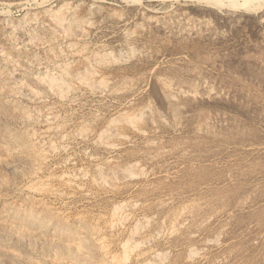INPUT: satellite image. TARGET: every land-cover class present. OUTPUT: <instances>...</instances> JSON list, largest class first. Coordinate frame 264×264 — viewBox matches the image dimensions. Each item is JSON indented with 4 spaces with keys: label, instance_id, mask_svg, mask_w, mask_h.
I'll use <instances>...</instances> for the list:
<instances>
[{
    "label": "rangeland",
    "instance_id": "obj_1",
    "mask_svg": "<svg viewBox=\"0 0 264 264\" xmlns=\"http://www.w3.org/2000/svg\"><path fill=\"white\" fill-rule=\"evenodd\" d=\"M0 2V57L14 46L15 75L23 68L45 78L33 100L8 93L16 86L4 85L11 68L0 58V264H264V5L246 12L202 0ZM71 12L80 24L60 26ZM87 60V84L58 91L45 83L57 67ZM9 159L15 171L5 170Z\"/></svg>",
    "mask_w": 264,
    "mask_h": 264
},
{
    "label": "bare ground",
    "instance_id": "obj_2",
    "mask_svg": "<svg viewBox=\"0 0 264 264\" xmlns=\"http://www.w3.org/2000/svg\"><path fill=\"white\" fill-rule=\"evenodd\" d=\"M62 1H63V0H62ZM127 1H128V0H127ZM202 1H205L207 4L213 5L214 7L216 6L217 9H218V8L220 9V8L225 7V8H231V9H241V10L246 11V12H255V11L259 10V9L264 5V0H202ZM4 2H5V1H4ZM4 2H3V3H4ZM41 2H42V1H41ZM41 2H40V3H41ZM76 2H77V1H76ZM101 2H102V1H101ZM129 2H130V3H139L140 0H129ZM0 3H1V2H0ZM42 3H43V2H42ZM112 3H113V2H112ZM140 3H141V2H140ZM158 3H159V2H158ZM6 4H8V3H6ZM43 4H44V3H43ZM125 4H126V3H125ZM169 4H170V3H169ZM4 5H5V4H4ZM48 5H49V4H48ZM66 5H67V3H66ZM66 5H65V6H66ZM95 5H96V4H95ZM89 6H90V5H89ZM137 6H138V5H137ZM142 6H144V5H142ZM149 6H150V5H149ZM60 7H61V6H60ZM67 7H68V6H67ZM94 7H95V6H93V8H94ZM144 7H145V6H144ZM145 8H147V7H145ZM50 9H51V8H50ZM67 9H68V8H67ZM69 9H70V8H69ZM90 9H91V8H90ZM96 9H97V7H96ZM150 9H151V8H150ZM153 9H154V8H153ZM219 9H218V10H219ZM43 10H44V9H43ZM48 10H49V8H48ZM75 10H76V9H75ZM115 10H116V9H115ZM154 10H156V9H154ZM161 10H162V8H161ZM4 11H5V10H4ZM6 11H7V10H6ZM57 11H58V10H57ZM61 11H62V10H61ZM119 11H120V10H119ZM7 12H8V11H7ZM27 12H28V11H27ZM33 12H34V11H33ZM36 12H37V11H36ZM40 12H41V11H40ZM53 12H54V11H53ZM69 12H70V11H69ZM74 12H75V11H74ZM140 12H141V10H140ZM145 12H146V11H145ZM228 12H229V11H228ZM233 12H234V11H233ZM44 13H45V12H44ZM46 13H47V12H46ZM61 13H63V11H62ZM71 13H72V12H71ZM112 13H113V11H112ZM141 13H142V12H141ZM151 13H152V12H151ZM157 13H158V12H157ZM162 13H163V12H162ZM164 13H165V12H164ZM69 14H70V13H69ZM38 15H39V14H38ZM61 15H62V14H61ZM51 16H52V15H51ZM64 16H65V15H64ZM74 16H75V15H74L73 13L70 14V15H68V17H67V15H66L65 18H62V19L59 18V19H57V23H58L60 26H63V21H66V22H68V23H69V22H70V23H71V22H75V23L77 22V23H79V21L77 20L78 18L76 19ZM90 16H91V15H90ZM101 16H102V15H101ZM188 16H189V15H188ZM59 17H60V16H59ZM78 17H79V16H78ZM80 17L82 18V16H80ZM88 17H89V16H88ZM180 17H181V16H180ZM8 18H9V17H8ZM53 18H54V17H53ZM171 18H172V17H171ZM182 18H183V17H182ZM40 19H41V18H40ZM43 19H44V18H43ZM48 19H49V18H48ZM55 19H56V18H55ZM142 19H143V18H142ZM174 19H175V18H174ZM180 19H181V18H180ZM93 20H94V19H93ZM155 20H156V19H155ZM27 21H28V20H27ZM88 21L90 22L91 20H88ZM5 22H6V21H5ZM55 22H56V21H55ZM66 22H65V23H66ZM86 22H87V21H86ZM155 22H156V21H155ZM7 23H8V22H7ZM23 23H24V22H23ZM47 23H48V22H47ZM51 23H52V21H51ZM18 24H19V23H18ZM79 24H80V23H79ZM168 24H169V23H168ZM20 25H21V24H20ZM54 25H55V24H54ZM54 25H53V26H54ZM56 25H57V24H56ZM56 25H55V26H56ZM65 25H67V24H65ZM70 25H72V24H70ZM85 25H87V23H86ZM132 25H133V24H132ZM136 25H137V24H136ZM138 25H139V24H138ZM164 25H165V24H164ZM1 26H2V25H1ZM38 26H39V25H38ZM60 26H58L59 29H60ZM68 26H69V25H68ZM68 26H67V27H68ZM76 26H77V25H76ZM82 26H83V25H82ZM25 27H26V26H25ZM25 27H24V28H25ZM50 27H51V26H50ZM63 27H64V26H63ZM39 28H40V27H39ZM58 28H57V30H59ZM69 28H70V27H69ZM71 28H74V27L72 26ZM82 28H84V27H82ZM141 28H142V27H141ZM52 29H53V28H52ZM66 29L68 30V28H66ZM84 29H85V28H84ZM84 29H83V30H84ZM39 30H41V29H39ZM46 30H47V28H46ZM50 30H51V29H50ZM57 30H56V31H57ZM63 30H64V29H63ZM74 30H76V32H77L78 29H74ZM74 30L71 29L72 32H74ZM94 30H95V29H94ZM198 30H199V29H198ZM12 31H13V30H12ZM17 31H18V30H17ZM52 31H53V30H52ZM56 31H55V32H56ZM61 31H62V30H61ZM61 31H57V32H59V33L61 34ZM180 31H181V30H180ZM21 32H22V31H21ZM69 32H70V30H69ZM69 32L67 31V34H68ZM78 32H79V33H76V34H78L79 36H82V35L84 34V33L82 34L81 31H78ZM83 32H84V31H83ZM86 32H87V30H86ZM127 32H128V31H127ZM24 33H25V32H24ZM24 33H23V34H24ZM62 33H64V32H62ZM74 33H75V32H74ZM133 33H134V32H133ZM51 34H52V33H51ZM69 34H70V33H69ZM69 34H68V36H69ZM86 34H87V33H86ZM128 34H129V33H128ZM131 34H132V33H131ZM25 35H26V33H25ZM27 35H28V34H27ZM33 35H34V34H33ZM63 35H64V34H63ZM72 35H73V34L71 33L70 36H72ZM84 35H85V34H84ZM2 36H3V35H2ZM7 36H8V35H7ZM11 36H12V35H11ZM36 36H37V35H36ZM70 36H69V37H70ZM74 36H76V35H74ZM108 36H109V35H108ZM188 36H189V35H188ZM27 37H28V36H27ZM53 37L58 38L57 35H56V36L53 35ZM61 37H63V36H61ZM61 37H60V38H61ZM77 37H78V36H77ZM206 37H207V36H206ZM9 38H10V37H9ZM34 38H35V36H34ZM82 38H83V37H82ZM32 39H33V38H32ZM41 39H42V38H41ZM58 39H59V38H58ZM69 39H70V38H69ZM27 40H28V39H27ZM34 40H36V39H34ZM52 40H53V39H52ZM73 40H74V39H73ZM80 40H81V39H80ZM84 40H85V39H84ZM84 40H83V41H84ZM7 41H8V40H7ZM16 41H17V40H16ZM19 41H20V40H19ZM36 41H37V40H36ZM42 41H43V40H42ZM75 41H77V40H75ZM204 41H205V40H204ZM28 42H29V41H28ZM30 42H31V41H30ZM34 42H35V41H34ZM47 42H48V41H47ZM70 42H71V41H70ZM138 42H139V41H138ZM20 43H21V42H20ZM79 43H80V42H79ZM94 43H95V42H94ZM97 43H98V42H97ZM152 43H153V42H152ZM6 44H7V43H6ZM23 44H24V43H23ZM25 44H26V43H25ZM37 44H39V42H38ZM51 44H52V43H51ZM56 44H57V43H56ZM67 44H70V43H67ZM170 44H171V43H170ZM8 45H9V44H8ZM17 45H19V44H17ZM70 45H71V44H70ZM76 45H77V44H76ZM92 45H93V44H92ZM3 46H4V45H3ZM22 46H23V45H22ZM36 46H37V45H36ZM74 46H75V45H74ZM84 46H85V45H84ZM7 47H8V46H7ZM13 47H14V46H13ZM13 47H12V52H11V51L4 52V53L1 54V57H0V58L2 59L4 65L6 66V69L9 68V67H10V68H11V67L14 68V67L17 65L16 63L18 62V59L20 58V57L18 58V56L20 55V54L18 55V50H17L16 48H13ZM15 47H16V46H15ZM5 48H6V47H5ZM8 48H9V47H8ZM49 48H50V47H49ZM66 48H67V47H66ZM71 48H72V47H71ZM92 48H93V47H92ZM128 48H129V47H128ZM141 48H142V47H141ZM164 48H165V47H164ZM19 49H20V48H19ZM54 49H55V48H54ZM60 49H61V48H60ZM68 49H69V48H68ZM95 49H96V48H95ZM162 49H163V48H162ZM174 49H175V48H174ZM217 49H219V48H217ZM262 49H263V48H262ZM62 50H63V49H62ZM72 50H73V49H72ZM72 50H71V51H72ZM92 50H93V49H92ZM102 50H103V49H102ZM49 51H51V49H50ZM53 51H54V52L56 51L55 53L57 54V50H53ZM63 51H64V50H63ZM74 51H75V50H74ZM88 51H89V50H88ZM105 51H106V50H105ZM108 51H109V50H108ZM146 51H147V50H146ZM21 52H22V51H21ZM24 52H25V51H24ZM58 52H59V51H58ZM60 52H62V51L60 50ZM60 52H59V54H58L59 57H58V55H57L58 58L61 57V56H60ZM66 52H67V49H66ZM69 52H70V50H69ZM78 52H79V51H78ZM93 52H94V50H93ZM106 52H107V51H106ZM39 53H40V52H39ZM48 53H49V52H48ZM72 53H73V51H72ZM72 53H71V54H72ZM82 53H83V52H82ZM84 53H85V52H84ZM86 53H88V52H86ZM101 53H104V52H101ZM111 53H112V52H111ZM111 53H110V54H111ZM143 53H144V52H143ZM143 53H142L141 55H143ZM21 54H22V53H21ZM31 54H32V53H31ZM56 54H55V55H56ZM62 54H63V53H62ZM62 54H61V55H62ZM64 54H65V52H64ZM68 54H69V53H68ZM73 54H74V53H73ZM75 54H76V52H75ZM89 54H90V52H89ZM94 54H95V53H94ZM94 54H93V56H94ZM110 54H109V55H110ZM121 54H122V53H121ZM121 54H120V55H121ZM124 54H125V53H124ZM126 54H127V53H126ZM149 54H150V53H149ZM201 54H202V53H201ZM23 55H25V54H23ZM26 55H27V53H26ZM50 55H53V54H50ZM55 55H53V56H55ZM78 55H79V54H78ZM84 55H85V54H84ZM102 55H104V54H102ZM34 56H35V55H34ZM40 56H41V55H40ZM89 56H90V55H89ZM91 56H92V55H91ZM93 56H92V57H93ZM97 56H98V55H97ZM105 56H106V55H105ZM107 56H108V55H107ZM22 57H23V56H22ZM26 57H27V56H26ZM45 57H46V56H45ZM47 57H49V56H47ZM51 57H52V56H51ZM67 57H70V55L67 56ZM74 57H75V56H74ZM74 57H73V58H74ZM77 57H78V56H77ZM80 57H82V56H80ZM85 57H86V56H85ZM92 57H91V58H92ZM98 57H99V56H98ZM102 57H103V56H102ZM113 57H114V56H113ZM207 57H208V56H207ZM33 58H34V57H33ZM62 58H63V57H62ZM83 58H84V57H83ZM86 58H88V57H86ZM93 58H96V56H94ZM123 58H124V57H123ZM29 59H30V58H29ZM42 59H43V58H42ZM52 59H53V57H52ZM64 59H65V56H64ZM81 59H82V58H81ZM109 59H110V58H109ZM117 59H118V58H117ZM195 59H196V58H195ZM21 60H22V59H21ZM25 60H26V59H25ZM34 60H35V59H34ZM69 60H71V59L69 58ZM72 60H73V59H72ZM76 60H78V59H76ZM84 60H85V59H84ZM100 60H102V59H100ZM100 60H99V61H100ZM113 60H114V59H113ZM32 61H33V60H32ZM47 61H48V60H47ZM56 61H57V60H56ZM62 61H63V60H62ZM79 61H80V60H79ZM81 61H82V60H81ZM90 61H91V60H90ZM90 61L87 60V62H88V63H86L87 65L83 64V66H80V65L77 64L78 66L75 65L74 67H71L70 69H68V71L65 72V70H66V69H65V68H66L65 66H67V64L69 63V62L66 63V60H65L64 62H65L66 64L64 63V64H65V66H64V67H65V68H64V71H63L62 69H57L58 67L55 69V73H50V72H51V71H50V72H49L50 74L48 73V75H46V76H47V78H46V79H47V82H45V83L48 84L49 89H50V87H51V88L56 89V90H58V91H59V90H66V89H68V84H69V82H71V81L74 82V80H75V81H78L79 83H80V82H82V83L84 82V83H85L84 80H86V78H87V77H86V74L89 75V73H85V72H86L85 70H86V69H89V68L92 69V66H91L92 64L90 65V63H89ZM94 61H95V60H94ZM103 61H104V59H103ZM118 61H119V59H118ZM20 62H21V61H20ZM26 62H27V61H26ZM37 62H39V61H37ZM37 62H36V63H37ZM43 62H44V61H43ZM48 62H49V61H48ZM54 62H55V60H54ZM106 62H107V61H106ZM112 62H113V61H112ZM55 63H56V62H55ZM72 63H73V62H72ZM72 63H71V64L69 63L68 66H70V65L73 66ZM76 63H77V62H76ZM93 63H94V62H93ZM95 63H96V62H95ZM98 63H99V62H98ZM98 63H97V64H98ZM109 63H110V62H109ZM18 64H19V63H18ZM22 64H24V63H22ZM33 64H34V63H33ZM64 64H63V62H62V65H64ZM100 64H101V63H99V65H100ZM104 64H105V63H104ZM104 64H103V65H104ZM110 64H111V63H110ZM116 64H118V63H116ZM4 65H3V66H4ZM30 65H32V64L30 63ZM38 65H39V64H38ZM84 65H85V66H84ZM101 65H102V64H101ZM106 65H109V64L107 63ZM1 66H2V65H1ZM19 66H20V65H19ZM26 66H27V65H26ZM26 66H25V67H26ZM51 66H52V64H51ZM54 66H55V64H54ZM60 66H61V65H60ZM68 66H67V67H68ZM90 66H91V67H90ZM93 66H94V65H93ZM96 66H97V65L95 64V66H94L93 68H95ZM20 67H21V66H20ZM31 67H32V66H31ZM102 67H103V66H102ZM107 67H108V66H107ZM110 67H111V66H110ZM2 68H3V67H2ZM12 68H11V70H12ZM15 68H17V67H15ZM29 68H30V67H29ZM68 68H69V67H68ZM105 68H106V67H105ZM105 68H104V70H105ZM6 69H5V70H6ZM18 69H20V68H18ZM91 69H89L88 71H90ZM96 69H97V68H96ZM107 69H108V68H107ZM11 70H10V71H11ZM31 70H32V69H31ZM31 70H30V71H31ZM52 70H53V69H52ZM98 70H99V69H98ZM100 70H101V69H100ZM102 70H103V69H102ZM109 70H110V69H109ZM10 71H8V72H6L5 74L2 75V76H3V80L6 82V84H4V85H7V84H9V83L12 84V82H13L14 87H15V86H16V87H15L14 89H13V88H12V89H8V88H7L8 91L5 90L6 92H8V93L18 92V93H20V94H22V95H24V96H27V97L29 96V97H31V99H32V97H37L36 94H38L37 92H39V91H38V89H37V92H36V88L39 87V85L41 84V80L44 81L45 78H43V77L40 78V75H38L39 77H38V76L31 75V74L28 73L29 70H28V72H27L26 70H23V68L20 69L21 73H20V74L18 73L19 76H18V75H15L16 73H14V69H13L11 72H10ZM88 71H87V72H88ZM93 71H94V70H93ZM107 71H108V70H107ZM3 72H4V71H3ZM101 72H102V71H101ZM33 73H35V72H33ZM102 73H103V72H102ZM149 73H150V72H149ZM0 74H1V72H0ZM46 74H47V73H46ZM90 74H91V71H90ZM92 74H93V73H92ZM92 74H91V75H92ZM94 74H95V73H94ZM96 74H98V73H96ZM118 74H119V73H118ZM41 76H42V75H41ZM44 76H45V74H44ZM46 76H45V77H46ZM110 76H111V74H110ZM125 76H126V75H125ZM99 77H100V76H99ZM99 77H98V78H99ZM101 77H102V76H101ZM112 77H113V76H112ZM89 78H90V77H89ZM91 78H92V77H91ZM102 78H103V77H102ZM102 78H101V79H102ZM115 78H116V77H115ZM99 79H100V78H99ZM1 80H2V79H1ZM3 80H2V81H3ZM105 80H106V79H105ZM109 80H110V79H109ZM109 80H107V81H109ZM143 80H144V79H143ZM45 81H46V80H45ZM89 81H90V80H89ZM97 81H98V80H97ZM114 81H115V80H114ZM114 81H113V82H114ZM124 81H125V80H124ZM150 81H151V80H150ZM222 81H223V80H222ZM243 81H244V80H243ZM78 82H77V83H78ZM103 82H104V81H103ZM45 83H44V84H45ZM74 83H75V82H74ZM84 83H83V84H84ZM87 83H88V81L86 80V83H85V84H87ZM89 83H90V82H89ZM95 83H97V82H95ZM95 83H94V86H95ZM104 83H106V82H104ZM115 83H116V82H115ZM2 84H3V82H2ZM112 84H113V83H112ZM112 84H111V85H112ZM116 84H117V83H116ZM141 84H142V83H141ZM167 84H168V83H167ZM184 84H185V83H184ZM45 85H46V84H45ZM72 85H74V84H72ZM81 85H82V84H81ZM96 85H97V84H96ZM78 86H79V85H78ZM89 86H90V85H89ZM91 86H92V85H91ZM91 86H90V87H91ZM104 86H106V84L103 85V87H104ZM126 86H127V85H126ZM167 86H168V85H167ZM174 86H175V85H174ZM69 87H70V86H69ZM100 87H101V86H100ZM100 87H99V88H100ZM103 87H102V88H103ZM109 87H110V86H109ZM168 87H169V86H168ZM203 87H204V86H203ZM251 87H252V86H251ZM4 88H5V87H4ZM39 88H40V87H39ZM73 88H74V87H73ZM73 88H72V89H73ZM82 88H84V87L82 86ZM87 88H88V87H87ZM118 88H119V87H118ZM120 88H121V87H120ZM120 88H119V89H120ZM122 88H123V87H122ZM133 88H134V87H133ZM1 89H3V88H1ZM46 89H47V88H46ZM91 89H92V88H91ZM109 89H110V88H109ZM39 90H40V89H39ZM73 90H74V89H73ZM75 90H76V89H75ZM77 90H78V89H77ZM115 90H116V89H115ZM67 91H68V90H67ZM70 91H71V90H70ZM90 91H91V90H90ZM97 91H98V90H97ZM100 91H101V90H100ZM120 91H121V90H120ZM160 91H161V90H160ZM165 91H166V90H165ZM168 91H169V90H168ZM207 91H208V90H207ZM54 92H55V91H54ZM113 92H114V91H113ZM115 92H117V91H115ZM137 92H138V91H137ZM72 93H73V92H72ZM94 93H95V92H94ZM100 93H101V92H100ZM100 93H99V94H100ZM107 93L109 94V92H107ZM120 93H121V92H120ZM176 93H177V92H176ZM244 93H245V92H244ZM59 94H60V93H59ZM117 94H118V93H117ZM169 94H170V93H169ZM173 94H174V93H173ZM173 94H172V95H173ZM246 94H247V93H246ZM39 95H40V94H39ZM52 95H53V94H52ZM63 95H64V93H63ZM100 95H101V94H100ZM205 95H206V93H205ZM231 95H232V94H231ZM20 96H21V95H20ZM24 96H23V97H24ZM40 96H41V95H40ZM40 96H39V97H40ZM45 96H46V94H45ZM50 96H51V95H50ZM61 96H62V95H61ZM70 96H72V95H70ZM91 96H92V95H91ZM8 97H9V96H8ZM39 97H38L37 99H42V98H39ZM42 97H43V96H42ZM56 97H57V96H56ZM64 97H66V96H64ZM130 97H131V96H130ZM164 97H165V95H164ZM25 98H26V97H25ZM45 98H46V97H45ZM68 98H69V97H68ZM68 98H66V99H68ZM46 99H48V98H46ZM69 99H70V98H69ZM74 99H75V97H74ZM85 99H86V98H85ZM32 100H33V99H32ZM72 100H73V99H72ZM44 101H45V100H44ZM44 101H43V102H44ZM43 102H42V103H43ZM31 103H32V102H31ZM42 103H38V104H42ZM29 104H30V103H29ZM43 104H44V103H43ZM126 104H127V103H126ZM167 104H169V103H167ZM7 105H8V104H7ZM65 105H66V104H65ZM246 105H247V104H246ZM260 105H261V104H260ZM21 106H22V105H21ZM36 106H37V105H36ZM51 106H52V105H51ZM11 107H12V106H11ZM49 107H50V106L48 105V108H47L46 110H49ZM176 107H177V106H176ZM27 108H28V107H27ZM151 108H152V107H151ZM141 109H142V108H141ZM16 110H17V108H16ZM22 110H23V109H22ZM22 110H21V111H22ZM28 110H30V108H29ZM41 110H42V109H41ZM50 110H51V109H50ZM54 110H55V109H54ZM131 110H132V109H131ZM144 110H145V109H144ZM149 110H150V109H149ZM21 111H20V112H21ZM59 111H60V110H59ZM122 111H123V110H122ZM140 111H141V110H140ZM140 111H139V112H140ZM30 112H31V111H29V113H30ZM34 112H35V111H34ZM36 112H37V111H36ZM41 112H42V111H41ZM51 112H52V111H51ZM95 112H96V111H95ZM142 112H144V111L142 110ZM142 112H140V113H138V114H141ZM14 113H15V112H14ZM48 113L50 114V112H48ZM126 113H127V112H126ZM26 114H27V113H26ZM26 114L24 115V116H25L24 119H25V120H29L30 117H29V116H26ZM42 114H43V113H42ZM127 114H128V113H127ZM130 114H131V113H130ZM130 114H129V115H130ZM136 114H137V113H136ZM254 114H255V113H254ZM33 115H34V114H33ZM36 115H37V114H36ZM45 115H46V114H45ZM133 115H134V114H133ZM141 115H142V114H141ZM21 116H22V115H21ZM21 116H20V117H21ZM46 116H47V115H46ZM116 116H118V115H116ZM134 116H135V115H134ZM22 117H23V116H22ZM22 117H21V118H22ZM31 117H32V116H31ZM35 117H36V116H35ZM55 117H56V116H55ZM114 117H115V116H114ZM126 117H127V116H126ZM15 118H16V117H15ZM17 118H18V117H17ZM36 118H37V117H36ZM42 118H43V117H42ZM45 118H46V119H45ZM45 118H44L45 121H50V120L52 119V118H50V117H45ZM53 118H54V115H53ZM59 118H60V117H59ZM111 118H112V117H111ZM116 118H117V117H116ZM119 118L121 119V117H119ZM129 118H130V117H129ZM145 118H147V117H145ZM24 119H23V120H24ZM32 119H33V118H32ZM56 119H57V118H56ZM122 119H123V118H122ZM122 119H121V120H122ZM21 120H22V119H21ZM25 120H24V121H25ZM52 120H53V119H52ZM116 120H117V119H116ZM118 120H119V119H118ZM121 120H119V121H121ZM170 120H171V119H170ZM34 121H35V120H34ZM37 121H38V120H37ZM39 121H40V120H39ZM56 121H57V120H56ZM107 121H109V120H107ZM206 121H207V120H206ZM41 122H42V121H41ZM43 122H44V120H43ZM128 122H129V121H128ZM170 122H171V121H170ZM258 122H259V121H258ZM27 123H28V122H27ZM27 123H26V124H27ZM37 123H38V122H37ZM58 123H59V122H58ZM123 123H124V121H123ZM210 123H211V122H210ZM5 124H6V123H5ZM16 124H17V123H16ZM49 124H50V123H49ZM113 124H114V123H113ZM19 125H20V124H19ZM53 125H54V124H53ZM109 125H110V124H109ZM117 125H118V124H117ZM122 125H123V124H122ZM125 125H126V124H125ZM176 125H177V124H176ZM42 126H43V125H42ZM46 126H47V125H46ZM46 126H45V127H46ZM50 126H52V124H51ZM56 126H57V125H55V128H56ZM82 126H83V125H82ZM106 126H107V125H106ZM136 126H137V125H136ZM35 127L38 128L37 126H35ZM48 127H49V126H48ZM48 127H47V129H48ZM77 127H78V125H77ZM87 127H88V126H87ZM122 127H123V126H122ZM126 127H127V125H126ZM131 127H133V126H131ZM8 128H9V127H8ZM23 128H25V127H23ZM33 128H34V127H33ZM43 128H44V126H43ZM80 128H82V127H80ZM84 128H85V127H84ZM106 128H107V127H106ZM106 128L103 127V129H106ZM109 128H110V127H109ZM109 128H108V129H109ZM114 128H115V127H114ZM129 128H130V127H129ZM140 128H141V127H140ZM34 129H35V128H34ZM49 129H50V128H49ZM52 129H54V127H53ZM78 129H79V128H78ZM87 129H89V128H87ZM90 129H91V128H90ZM90 129H89V130H90ZM108 129H107V130H108ZM130 129H131V128H130ZM136 129H137V128H136ZM138 129H139V128H138ZM12 130H13V129H12ZM18 130H19V129H18ZM31 130H32V129H31ZM31 130H30V132H31ZM44 130H45V129H44ZM85 130H86V129H85ZM85 130H84V131H85ZM109 130H110V129H109ZM109 130H108V131H109ZM131 130H132V129H131ZM204 130H205V129H204ZM28 131H29V130H28ZM35 131H36V130H34V133H35ZM37 131H38V129H37ZM37 131H36V132H37ZM86 131H88V130H86ZM86 131H85V132H86ZM115 131H116V130H115ZM119 131H120V130H119ZM132 131H133V130H132ZM1 132H2V131H1ZM26 132H27V131H26ZM90 132H91V130H90ZM134 132H135V131H134ZM249 132H250V131H249ZM43 133H44V132H43ZM43 133H42V134H43ZM98 133H100V132L98 131ZM98 133H97V134H98ZM102 133H103V132H102ZM104 133H105V132H104ZM108 133H110V134L112 135V132H111V131L108 132ZM132 133H133V132H132ZM213 133H214V132H213ZM27 134H28V133H27ZM35 134H36V133H35ZM86 134H87V133H86ZM116 134H117V133H116ZM116 134H114V135H116ZM140 134H141V133H140ZM206 134H207V133H206ZM23 135H24V134H23ZM28 135H29V134H28ZM28 135H26V136H28ZM30 135H32V134H30ZM39 135H41V134H38V136H39ZM60 135H61V134H60ZM63 135H64V134H63ZM63 135H62V136H63ZM76 135H77V134H76ZM95 135H96V134H95ZM103 135H104V134H103ZM111 135H110V136H111ZM117 135H118V134H117ZM121 135H122V134H121ZM141 135H142V134H141ZM38 136H37V137H38ZM42 136H43V135H42ZM106 136H107V135H106ZM110 136H109V137H110ZM22 137H23V136H22ZM34 137H35V136H34ZM60 137H61V136H60ZM80 137H81V136H80ZM97 137H98V136H97ZM101 137H102V136H101ZM115 137H116V136H115ZM10 138H11V137H10ZM29 138H30V136H29ZM82 138H85V137H82ZM86 138H87V137H86ZM86 138H85V139H86ZM95 138H96V137H95ZM95 138H94V139H95ZM103 138H104V137H103ZM103 138H101V139H103ZM110 138H111V137H110ZM112 138H114V137H112ZM121 138H122V137H121ZM125 138H126V137H125ZM7 139H8V138H6V140H7ZM19 139H21V138H19ZM22 139H23V138H22ZM30 139H31V138H30ZM44 139H45V138H44ZM57 139H58V138H57ZM60 139H61V138H60ZM101 139H100V140H101ZM112 140H113V139H112ZM118 140H119V139H118ZM225 140H226V139H225ZM19 141H20V140H19ZM19 141H18V142H19ZM31 141H32V140H31ZM39 141H40V140H39ZM74 141H75V140H74ZM94 141H95V140H94ZM114 141H115V140H114ZM13 142H15V141H13ZM27 142H29V141H27ZM33 142H34V140H33ZM35 142H36V141H35ZM48 142H49V141H48ZM48 142H47V143H48ZM92 142H93V140H92ZM99 142H100V141H99ZM104 142H105V141H104ZM37 143H38V142H37ZM45 143H46V142H45ZM45 143H44V145H45ZM9 144H10V143H9ZM33 144H34V143H33ZM35 144H36V143H35ZM98 144H99V143H98ZM108 144H109V143H108ZM112 144H113V143H112ZM117 144H118V143H117ZM245 144H246V143H245ZM30 145H31V144H30ZM67 145H68V144H67ZM100 145H101V144H100ZM251 145H252V144H251ZM37 146H38V144H37ZM112 146H114V145H112ZM116 146H117V145H116ZM23 147H24V145H23ZM23 147H22V148H23ZM34 147H35V145H34ZM34 147H33V149H34ZM66 147H67V146H66ZM104 147H105V146H104ZM107 147H108V146H107ZM107 147H106V148H107ZM109 147H110V146H109ZM39 148H40V147H39ZM49 148H50V146H49ZM57 148H58V147H57ZM36 149H37V148H36ZM41 149H42V146H41ZM43 149H45V148H43ZM53 149H54V148H53ZM53 149H52V150H53ZM88 149H89V148H88ZM116 149H117V148H116ZM38 150H39V149H38ZM56 150H57V149H56ZM17 151H18V150H17ZM27 151H28V150H27ZM40 151H43V150H40ZM40 151H39V152H40ZM39 152H38V153H39ZM54 152H56V151H54ZM81 152H82V151H81ZM84 152H85V150H84ZM111 152H112V151H111ZM35 153H36V152H35ZM180 153H181V152H180ZM31 154H32V153H31ZM84 154H85V153H84ZM106 154H107V152H106ZM22 155H23V154H22ZM35 155H37V154H35ZM39 155H41V154H39ZM100 155H101V154H100ZM33 156H34V155H33ZM33 156H32V157H33ZM37 156H38V155H37ZM42 156H43V155H41V157H42ZM44 156H45V155H44ZM85 156H86V155H85ZM261 156H263V155H261ZM83 157H84V156H83ZM108 157H109V156H108ZM258 157H259V156H258ZM26 158H27V157H26ZM64 158H65V156H64ZM103 158H104V157H103ZM20 159H21V158H20ZM39 159H40V158H39ZM87 159H88V158H87ZM3 160H4V159H3ZM25 160H26V159H25ZM27 160H28V159H27ZM248 160H249V159H248ZM255 160H256V159H255ZM22 161H23V160H22ZM157 161H158V160H157ZM37 162H38V161H37ZM41 162H42V161H41ZM101 162H102V161H101ZM130 162H131V161H130ZM19 163H20V162H19ZM31 163H32V162H31ZM89 163H90V162H89ZM97 163H98V162H97ZM102 163H103V162H102ZM107 163H108V162H107ZM112 163H113V162H112ZM131 163H132V162H131ZM40 164H42V163H40ZM53 164H54V163H53ZM62 164H63V163H62ZM123 164H124V163H123ZM248 164H249V163H248ZM3 165H4L5 168H7V169H5V170H9V169H11L12 171H13V170H14V171L16 170V164H15V162H14L13 159L5 160ZM18 165L20 166V164H18ZM22 165H23V164H22ZM26 165H27V164H26ZM38 165H39V164H38ZM100 165H101V164H100ZM103 165H104V164H103ZM115 165H116V164H115ZM121 165H122V164H121ZM121 165L119 166V168H121ZM105 166H106V162H105ZM113 166H114V163H113ZM140 166H141V165H140ZM260 166H261V165H260ZM25 167H26V166H25ZM25 167H24V168H25ZM29 167H30V166H29ZM35 167H36V166H35ZM35 167H34V168H35ZM87 167H88V166H87ZM92 167H93V165H92ZM99 167H100V166H99ZM106 167H107V166H106ZM115 167H116V166H115ZM115 167H113V168H115ZM122 167L124 168V166H122ZM34 168H33V169H34ZM79 168H80V167H79ZM101 168H102V167H101ZM104 168H105V167H104ZM123 168H122V169H123ZM127 168H129V167H127ZM138 168H139V167H138ZM3 169H4V168H3ZM22 169H23V168H22ZM25 169H26V168H25ZM96 169H97V168H96ZM96 169H95V170H96ZM115 169H116V168H115ZM117 169H118V168H117ZM99 170H100V169H99ZM103 170H104V169H103ZM106 170H107V169H106ZM106 170H105V171H106ZM125 170H126V169H123V171H125ZM136 170H137V169H136ZM32 171H33V170H32ZM38 171H39V168H38ZM81 171H82V172L79 174L80 176L77 174L79 177L83 176L82 173L84 174L83 170H81ZM115 171H116V170H115ZM119 171L121 172V170H119ZM129 171H131V170H129ZM141 171L143 172V170H141ZM141 171H140V172H141ZM6 172H7V171H6ZM19 172H20V171H19ZM21 172H22V171H21ZM21 172H20V173H21ZM25 172H26V170H25ZM47 172H48V171H47ZM68 172H69V171H67L66 173H68ZM85 172H86V171H85ZM91 172H92V171H91ZM91 172H90V173H91ZM97 172H98V170H97ZM107 172H108V170H107ZM107 172H106V173H107ZM109 172H110V171H109ZM109 172H108V173H109ZM140 172H139V173H140ZM26 173H27V172H26ZM72 173H73V172H72ZM98 173H100V171H99ZM115 173H116V172H115ZM118 173H119V172H118V170H117V175H118ZM121 173H122V172H121ZM133 173H134V172H133ZM133 173H132V174H133ZM12 174H13V173H12ZM23 174H24V173H23ZM56 174H57V173H56ZM64 174H65V173H64ZM95 174H96V173H95ZM112 174H113V173H112ZM144 174H145V173H144ZM30 175H31V174H30ZM46 175H47V174H46ZM69 175H70V172H69ZM71 175H72V174H71ZM77 175H76V177H78ZM87 175H88V173H87ZM87 175H86V176H87ZM105 175H106V174H105ZM109 175H110V174H109ZM113 175H114V174H113ZM113 175H112V176H113ZM123 175H125V174H123ZM133 175H134V174H133ZM139 175H140V174H139ZM141 175H142V174H141ZM16 176H17V175H16ZM65 176H67V175H65ZM73 176H74V174H73ZM135 176H137V175H135ZM33 177H34V176H33ZM84 177H85V176H84ZM92 177H93V176H92ZM97 177H99V176L97 175ZM100 177H101V176H100ZM100 177H99V180L103 178V177H102V178H100ZM105 177H106V176H105ZM105 177H104V178H105ZM107 177H108V176H107ZM107 177H106V178H107ZM109 177H110V176H109ZM113 177H114V176H113ZM118 177H119V176H118ZM121 177H122V176H120V178H121ZM124 177H125V176H124ZM124 177H122V178H124ZM133 177H134V176H133ZM27 178H28V177H27ZM66 178H68V177H66ZM110 178H111V180H112V177H110ZM251 178H252V177H251ZM21 179H22V178H21ZM89 179H90V178H89ZM6 180H7V179H6ZM34 180H35V179H34ZM71 180H72V179H71ZM106 180H107V179H106ZM120 180H121V179H120ZM27 181H28V180H27ZM32 181H33V180H32ZM44 181H45V180H44ZM90 181H91V180H90ZM101 181H102V180H101ZM107 181H108V180H107ZM33 182H34V181H33ZM75 182H76V181H75ZM95 182H96V181H95ZM111 182H112V181H111ZM109 183H110V182H108L106 185H109ZM120 183H121V182H120ZM123 183H124V182H123ZM88 184H89V183H88ZM94 184H96V183H94ZM104 184H105V183H104ZM104 184H103V185H104ZM25 185H26V184H25ZM28 185H29V182H28ZM32 185H33V184H32ZM43 185H44V184H43ZM45 185H46V184H45ZM72 185H73V184H72ZM113 185H115V184H113ZM29 186H30V185H29ZM84 186H85V185H84ZM95 186H97V185H95ZM22 187H23V186H22ZM69 187H70V186H68L67 188H69ZM88 187H89V186H88ZM102 187H104V186H102ZM14 188H15V187H14ZM41 188L44 189L45 187H41ZM75 188H76V187H75ZM95 188H96V187H95ZM97 188H98V187H97ZM109 188H112V187L109 186ZM114 188H115V187H114ZM239 188H240V187H239ZM30 189H31V187H30ZM36 189H37V188H36ZM34 190H35V188H34ZM73 190H74V189H73ZM17 191H18V190H17ZM27 191H29V190H27ZM245 191H246V190H245ZM32 192H33V191H32ZM66 192H67V191H66ZM7 193H8V192H7ZM63 193H64V192H63ZM86 193H87V192H86ZM93 193H94V192H93ZM258 193H259V192H258ZM13 194H14V193H13ZM32 194H33V193H32ZM53 194H54V193H53ZM42 195H43V194H42ZM56 196H57V194H56ZM24 197H25V196H24ZM61 197H62V196H61ZM21 198H23V197H21ZM68 198H69V197H68ZM27 199H28V198H27ZM128 199H129V198H128ZM219 199H220V198H219ZM226 199H227V198H226ZM90 200H91V199H90ZM134 200H135V199H134ZM134 200H133V201H134ZM154 200H155V199H154ZM60 201H61V200H60ZM88 201H89V200H88ZM125 201H126V200H125ZM225 201H226V200H225ZM36 202H37V201H36ZM45 202H46V201H45ZM128 202H129V201H128ZM137 202H138V201H137ZM22 203H23V202H22ZM28 203H29V202H28ZM33 203H34V202H33ZM37 203H38V202H37ZM116 203H117V202H116ZM119 203H120V202H119ZM119 203H118V206H119ZM131 203H132V202H131ZM133 203H134V202H133ZM133 203H132V204H133ZM135 203H136V202H135ZM218 203H219V202H218ZM257 203H258V202H257ZM128 204H129V203H128ZM18 205H19V204H18ZM120 205H121V204H120ZM124 205H125V204H124ZM133 205H134V204H133ZM19 206H20V205H19ZM21 206H23V205H21ZM128 206H129V205H127L126 207H128ZM115 207H117V206H115ZM120 207H121V206H120ZM11 208H12V207H11ZM15 208H16V207H15ZM26 208H27V207H26ZM105 208H106V207H105ZM113 208H114V207H113ZM121 208H122V207H121ZM121 208H120V209H121ZM191 208H192V207H191ZM5 209H6V208H5ZM7 209H8V207H7ZM84 209H85V208H84ZM111 210H112V208H111ZM121 210H122V209H121ZM130 210H131V209H130ZM168 210H169V209H168ZM6 211H8V210H6ZM115 211H116V210H115ZM119 211H120V210H118V212H119ZM128 211H129V209H128ZM254 211H255V210H254ZM21 212H22V211H21ZM24 212H25V211H24ZM124 212H126V211L124 210ZM225 212H226V211H225ZM237 212H238V211H237ZM11 213H12V212H11ZM18 213H19V212H18ZM97 213H100V212H97ZM110 213H111V212H110ZM112 213H113V212H112ZM222 213H223V212H222ZM20 214H21V213H20ZM66 214H67V213H66ZM77 214H78V213H77ZM117 214H118V213H117ZM117 214H116V215H117ZM129 214H130V213H129ZM171 214H172V213H171ZM197 214H198V213H197ZM253 214H254V213H253ZM9 215H10V214H9ZM16 215H17V211H16ZM71 215H72V214H71ZM100 215H101V214H100ZM119 215H120V214H119ZM122 215H124V214L122 213ZM26 216H27V215H26ZM38 216H39V215H38ZM73 216H74V215H73ZM73 216H72V217H73ZM92 216H93V215H92ZM19 217H20V215H19ZM30 217H31V216H30ZM35 217H37V216H35ZM108 217H109V216H108ZM113 217H114V216H113ZM120 217H121V215H120ZM127 217H128V216H127ZM139 217H140V216H139ZM148 217H149V216H148ZM171 217H172V216H171ZM202 217H203V216H202ZM242 217H243V216H242ZM15 218H16V217H15ZM28 218H29V216H28ZM63 218H64V217H63ZM128 218H129V217H128ZM128 218H127V219H128ZM172 218H173V217H172ZM236 218H237V217H236ZM12 219H13V218H12ZM38 219H39V218H38ZM38 219H37V220H38ZM92 219H93V218H92ZM96 219H97V218H96ZM102 219H103V218H102ZM116 219H117V218H116ZM119 219H120V218H119ZM122 219H123V218H122ZM161 219H162V218H161ZM7 220H8V219H7ZM24 220H25V219H24ZM24 220H23V221H24ZM28 220H29V219H28ZM89 220H90V219H89ZM94 220H95V219H94ZM103 220H104V219H103ZM141 220H143V219H141ZM169 220L171 221V219H169ZM172 220H173V219H172ZM180 220H181V219H180ZM19 221H20V219H19ZM96 221H97V220H96ZM113 221H114V220H113ZM206 221H207V220H206ZM24 222H25V221H24ZM49 222H50V221H49ZM70 222H71V221H70ZM86 222H87V221H86ZM17 223H18V222H17ZM26 223H27V222H26ZM53 223H54V222H53ZM72 223H74V222H72ZM88 223H89V222H88ZM97 223H98V222H97ZM111 223H112V222H111ZM116 223H118V222H116ZM145 223H146V220H145ZM147 223H148V222H147ZM147 223H146V225H147ZM168 223H169V222H168ZM185 223H186V222H185ZM12 224H13V223H12ZM15 224H16V222H15ZM90 224H91V223H90ZM94 224H95V221H94ZM114 224H115V223H114ZM137 224H138V223H136V225H137ZM142 224H143V223H142ZM26 225H27V224H26ZM28 225H29V224H28ZM33 225H34V224H33ZM37 225H38V224H35V226H37ZM88 225H89V224H88ZM101 225H102V224H101ZM118 225H119V224H118ZM138 225H139V224H138ZM138 225H137V226H138ZM140 225H141V224H140ZM171 225H172V224H171ZM177 225H179V224H177ZM180 225H181V224H180ZM182 225H183V224H182ZM184 225H185V224H184ZM96 226H97V225H96ZM110 226H111V225H110ZM115 226H116V225H115ZM119 226H120V225H119ZM167 226H168V225H167ZM57 227H58V226H57ZM88 227H89V226H88ZM90 227H91V225H90ZM93 227H94V226H93ZM113 227H114V226H113ZM138 227H139V226H138ZM157 227H158V226H157ZM177 227H178V226H177ZM69 228H70V227H69ZM78 228H79V227H78ZM91 228H92V227H91ZM94 228H95V227H94ZM122 228H123V227H122ZM142 228H143V227H142ZM48 229H49V228H48ZM102 229H103V228H102ZM116 229H117V228H116ZM118 229H119V228H118ZM118 229H117V230H118ZM131 229H133V228H131ZM139 229H140V228H139ZM161 229H162V228H161ZM165 229H166V228H165ZM165 229H163V230H165ZM8 230H9V229H8ZM91 230H92V229H91ZM168 230H169V229H168ZM228 230H229V229H228ZM49 231H50V230H49ZM49 231H48V233H49ZM57 231H58V230H57ZM96 231H97V230H96ZM118 231H119V230H118ZM131 231H132V230H131ZM131 231H130V232H131ZM135 231H136V230H135ZM135 231H134V233H135ZM137 231H138V230H137ZM248 231H249V230H248ZM55 232H56V231H55ZM77 232H78V231H77ZM130 232H128V233H130ZM132 232H133V231H132ZM160 232H161V231H160ZM93 233H94V231H93ZM120 233H121V232H120ZM134 233H133V234H134ZM140 233H141V232H140ZM157 233H159V232L157 231ZM162 233H163V232H162ZM55 234H56V233H55ZM76 234H77V233H76ZM95 234H97V232H96ZM102 234H103V233H102ZM136 234H137V232H136ZM141 234H142V233H141ZM5 235H6V234H5ZM56 235H57V234H56ZM103 235H104V234H103ZM159 235H160V234H159ZM58 236H59V234H58ZM58 236H57V237H58ZM66 236H67V235H66ZM66 236H65V237H66ZM129 236H130V235H129ZM147 236H148V234H147ZM153 236H154V235H153ZM156 236H157V234H156ZM259 236H260V235H259ZM62 237H63V236H62ZM99 237H100V236H99ZM121 237H122V236H121ZM140 237H141V236H140ZM159 237H160V236H159ZM161 237H162V236H161ZM255 237H256V236H255ZM94 238H96V237H94ZM97 238H98V237H97ZM97 238H96V239H97ZM125 238H126V237H125ZM153 238H154V237H153ZM157 238H158V237H157ZM252 238H253V237H252ZM31 239H32V238H31ZM90 239H91V238H90ZM96 239H95V241H97ZM101 239H102V238H101ZM112 239H113V237H112ZM137 239H138V237H137ZM74 240H75V239H74ZM92 240H93V239H92ZM126 240L130 241L131 239H130V238H129V239L126 238ZM126 240H124V242H125ZM140 240H141V238H140L138 241H140ZM144 240H146V239H144ZM76 241H77V240H76ZM147 241H148V239H147ZM153 241H154V240H153ZM113 242H114V241H113ZM122 242H123V241H122ZM126 242H127V241H126ZM135 242H136V241H134V244H135ZM140 242H141V241H140ZM140 242H139V243H140ZM144 242H145V241H144ZM252 242H253V241H252ZM258 242H259V241H258ZM107 244H108V243H107ZM107 244H106V245H107ZM109 244H110V243H109ZM124 244H125V243H124ZM134 244H133V245H134ZM140 244H144V243H140ZM99 245L102 246V247L105 246V245H104V242L99 243ZM127 245H128V244H127ZM136 245H137V244H136ZM166 245H167V244H166ZM118 246H119V245H118ZM122 246H123V243H122ZM122 246H120V247L122 248ZM128 246H129V245H128ZM147 246H148V245H147ZM235 246H236V245H235ZM33 248H34V247H33ZM105 248H106V247H105ZM127 248H128V247H127ZM130 248H131V247H130ZM134 248H135V247H134ZM151 248H152V247H151ZM187 248H188V247H187ZM125 249H126V245H124V248H122L123 254H125V252H124ZM143 249H144V248H143ZM199 249H200V248H199ZM202 249H203V248H202ZM129 250H130V249L128 248V251H129ZM131 250H132V249H131ZM197 250H198V249H197ZM31 251H32V250H31ZM96 251H97V250H96ZM122 251H121V252H122ZM139 251H140V250H139ZM199 251H200V250H199ZM117 252H119V250H118ZM126 252H127V251H126ZM129 252H130V251H129ZM129 252H128V253H129ZM133 252H134V251H133ZM135 252H136V251H135ZM157 252H158L157 254L155 253L156 255L161 254L159 251H157ZM193 252H194V251H193ZM35 253H36V252H35ZM102 253H103V252H102ZM110 253H111V252H110ZM110 253H109V254H110ZM195 253H196V252H195ZM129 254H130V253H129ZM13 255H14V254H13ZM104 255H106V254H104ZM121 255H122V253H121ZM151 255H152V254H151ZM246 255H247V254H246ZM66 256H67V255H66ZM70 256H71V255H70ZM111 256L114 257V255H112V254H111ZM154 256H155V255L153 254V257H152V256H151V257L154 258ZM162 256H163V255H162ZM68 257H69V255H68ZM116 257H117V256H116ZM119 257H120V256H119ZM125 257H126V256H125ZM148 257H150V256H148ZM160 257H161V256H160ZM105 258H106V257H105ZM109 258H110V257H109ZM114 258H115V257H114ZM123 258H124V257H123ZM127 258H128V256H127ZM127 258H125L124 260H126ZM51 259H52V258H51ZM56 259H57V258H56ZM67 259H68V258H67ZM71 259H72V258H71ZM71 259H70V260H71ZM94 259H95V258H94ZM110 259H111V258H110ZM115 259H116V258H115ZM120 259H121V258H120ZM150 259H151V258H150ZM155 259L158 260L157 256H155ZM161 259H163V258H161ZM48 260H50V259H48ZM101 260H102V259H101ZM127 260H128V259H127ZM148 260H149V259H148ZM152 260H153V259H152ZM238 260H239V259H238ZM67 261H68V260H67ZM72 261H74V260H72ZM105 261H106V260H105ZM146 261H147V260H146ZM146 261L144 260V262H142V263H144V264H148V263H147L148 261H147V262H146ZM160 261H163V260H160ZM160 261H158V262H160ZM59 262H60V261H59ZM75 262H76V261H75ZM107 262H108V261H107ZM109 262H110V261H109ZM136 262H137V261H136ZM145 262H146V263H145ZM149 262L152 263L151 261H149ZM158 262L155 261V263H158ZM65 263H66V262H65ZM68 263H71V262L68 261ZM140 263H141V262H140ZM140 263H139V264H140ZM142 263H141V264H142ZM238 263H239V262H238ZM38 264H39V263H38ZM56 264H57V263H56ZM71 264H72V263H71ZM76 264H77V263H76ZM97 264H98V263H97ZM114 264H115V263H114ZM126 264H127V263H126ZM152 264H153V263H152ZM159 264H160V263H159Z\"/></svg>",
    "mask_w": 264,
    "mask_h": 264
}]
</instances>
